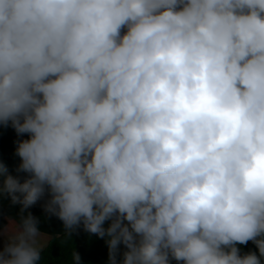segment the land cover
Wrapping results in <instances>:
<instances>
[{
    "label": "clouds",
    "instance_id": "clouds-1",
    "mask_svg": "<svg viewBox=\"0 0 264 264\" xmlns=\"http://www.w3.org/2000/svg\"><path fill=\"white\" fill-rule=\"evenodd\" d=\"M0 125V264L80 228L106 264L264 262V0H0Z\"/></svg>",
    "mask_w": 264,
    "mask_h": 264
},
{
    "label": "trees",
    "instance_id": "trees-1",
    "mask_svg": "<svg viewBox=\"0 0 264 264\" xmlns=\"http://www.w3.org/2000/svg\"><path fill=\"white\" fill-rule=\"evenodd\" d=\"M28 138V134L18 137L11 126L4 127L0 125V163L5 164L13 175L16 174V168L20 163V158L15 155L16 141ZM42 203L43 201L29 209L33 215L39 218L40 231L48 236H56L57 234L62 236V221L55 216H47L41 207ZM19 207V205L12 206L9 199L0 196V233L8 225L9 218L18 219ZM4 239L5 237L0 234V241ZM48 244L43 264H72V250L79 252L84 264H106L107 262L108 250L105 241L94 234L85 232L83 228L73 233L69 241L60 238L48 241ZM236 246L241 250V254L249 251H255L259 254L256 245L252 241H249L246 245Z\"/></svg>",
    "mask_w": 264,
    "mask_h": 264
},
{
    "label": "rangeland",
    "instance_id": "rangeland-1",
    "mask_svg": "<svg viewBox=\"0 0 264 264\" xmlns=\"http://www.w3.org/2000/svg\"><path fill=\"white\" fill-rule=\"evenodd\" d=\"M4 241L5 239L0 241V248L3 247ZM45 243L48 244L47 238H45ZM173 264H178V262L173 261ZM179 264H183V262H179Z\"/></svg>",
    "mask_w": 264,
    "mask_h": 264
}]
</instances>
